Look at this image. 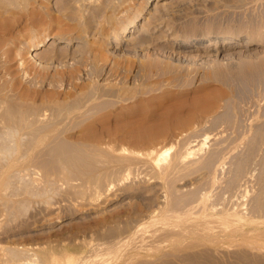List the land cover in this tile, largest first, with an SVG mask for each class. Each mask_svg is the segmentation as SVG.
Here are the masks:
<instances>
[{
  "label": "rangeland",
  "instance_id": "1",
  "mask_svg": "<svg viewBox=\"0 0 264 264\" xmlns=\"http://www.w3.org/2000/svg\"><path fill=\"white\" fill-rule=\"evenodd\" d=\"M107 1L0 0V53L6 48L20 55L1 53L0 96L17 85L28 91L23 100L9 98V117L18 113L20 119L24 110L20 120L30 128L33 111L42 108L47 117L33 130L52 123L61 129L40 147L37 161L27 158L39 167V178L53 173V194L19 195L29 196L10 204L28 200V207L10 217L0 205V244L26 247L28 261L40 257L44 264L251 263L241 258L250 247L229 243L221 233L226 216L237 214L249 222L229 224L259 227L253 235L264 242L258 235L264 230V0H152L119 43L118 33L144 0H120L124 6ZM41 32L49 34L48 42L23 61ZM182 40L222 48L204 55L195 46H179ZM214 96H220L217 105L205 111ZM90 127L96 138L81 133ZM33 130L26 148L34 143ZM170 146L167 159L159 160L160 150ZM215 235L225 248L220 252L211 241Z\"/></svg>",
  "mask_w": 264,
  "mask_h": 264
},
{
  "label": "bare ground",
  "instance_id": "2",
  "mask_svg": "<svg viewBox=\"0 0 264 264\" xmlns=\"http://www.w3.org/2000/svg\"><path fill=\"white\" fill-rule=\"evenodd\" d=\"M5 1V0H4ZM59 1H64V0H59ZM67 1V0H66ZM113 1V0H112ZM114 1H116V0H114ZM125 3L124 4H126V1L125 0H123ZM139 1V0H138ZM36 2V1H35ZM109 2H110V0H109ZM108 1H107V3H109ZM153 1L152 0H144V3L142 4L141 2V6H140V3L138 4L139 6H140V9L136 12V14L134 15V16H132L131 17V19H129L128 20V22L127 23H125L124 24V26L121 28V30H120V32L118 33V35H117V42L119 43V42H121L122 40H128V36L130 35V33L131 32H133L134 30H135V28L138 26V24H139V22H140V20H141V18L143 17V15L145 14V11L148 9V5L149 4H151ZM34 3V2H33ZM32 3V4H33ZM58 3V2H57ZM59 3H63V2H59ZM58 3V4H59ZM115 3H117V5H118V3L120 4V0L118 1V2H115ZM9 4V3H8ZM17 4V3H16ZM27 4H28V2H27ZM57 4V5H58ZM111 4V3H110ZM113 4V3H112ZM133 4V3H132ZM61 5H63V4H61ZM67 5V4H66ZM117 5H114V6H116V7H118ZM120 5H122V6H124L123 5V2L120 4ZM15 6V5H14ZM32 6V5H31ZM38 7H39V5H37ZM63 6H65V5H63ZM68 6V5H67ZM109 7H110V5H108ZM122 6H121V8H122ZM7 7V6H6ZM5 7V8H6ZM32 7H34V6H32ZM37 7V8H38ZM120 7V6H119ZM114 8V10L116 9L117 11H119L118 9H121V8ZM8 8V7H7ZM111 8V7H110ZM113 8V7H112ZM127 8H128V6H127ZM134 8H135V6H134ZM138 8V7H137ZM35 9V8H34ZM33 9V10H34ZM41 9V8H40ZM65 9V8H64ZM115 10V11H116ZM121 10H123L124 11V9H121ZM120 10V11H121ZM35 11V10H34ZM37 11H38V9H37ZM36 11V12H37ZM113 11V10H112ZM133 11V10H132ZM5 12V11H4ZM42 13V12H41ZM122 13H124V12H122ZM8 14V13H7ZM28 14V13H27ZM39 14V13H38ZM119 15V14H118ZM131 15V14H130ZM132 15H133V13H132ZM1 16V15H0ZM33 17H34V15H32ZM33 17H32V19H33ZM37 17V16H36ZM53 17V16H52ZM1 18V17H0ZM35 18V17H34ZM129 18V17H128ZM2 20H3V17H2ZM2 20L0 19V21L2 22ZM5 20H6V18H5ZM5 20H4V22H5ZM7 21V20H6ZM27 21V20H26ZM61 21V20H60ZM126 22V21H125ZM46 25V24H45ZM1 26H4V25H1ZM1 26H0V29H1ZM122 26V25H121ZM45 27V26H44ZM51 27V26H50ZM3 28V27H2ZM24 28V27H23ZM4 29H5V27H4ZM26 29V28H25ZM1 30H3V29H1ZM0 30V31H1ZM5 31V30H4ZM26 31V30H25ZM42 31V30H41ZM2 32V31H1ZM0 32V33H1ZM19 32H21V31H19ZM44 32V31H43ZM3 34L5 33V32H2ZM1 33V34H2ZM12 34V33H11ZM15 34V33H14ZM56 35V33H54V36ZM2 36V35H1ZM0 36V37H1ZM9 36V35H8ZM7 36V37H8ZM12 36V35H11ZM20 36V35H19ZM48 36H49V34H47L46 32L45 33H42L41 32V34L37 37V39H35V41L34 42H32L31 44V48L30 49H28V51H27V53H25L23 56V61H28L29 59L31 60L32 58H34L35 56V54H34V52H35V50H38V49H41L45 44H46V42H48V40H49V38H48ZM53 36V37H54ZM66 36V35H65ZM14 37V36H13ZM56 37V36H55ZM60 37V36H59ZM70 37V36H69ZM79 37V39L81 38V36H78ZM3 39L2 40H4L5 42H6V39H5V36L3 35V37H2ZM15 38V37H14ZM17 39V38H16ZM76 39H78V38H76ZM0 40H1V38H0ZM7 40H9V38L7 39ZM87 40V39H86ZM80 41V40H79ZM85 41V40H84ZM7 42H9V41H7ZM11 42V41H10ZM20 42V41H19ZM22 42V41H21ZM52 42H54V41H52ZM84 43V42H83ZM82 43V44H83ZM178 43V42H177ZM0 50L2 51V44H3V41H2V43L0 42ZM12 44V43H11ZM15 44V43H14ZM13 44V45H14ZM81 44V45H82ZM128 44V43H127ZM6 45H9V43H6ZM24 45V44H23ZM87 45V44H86ZM5 46V45H4ZM10 46V45H9ZM179 46H182V48H185V49H187V48H189L190 46L191 47H193L194 48V46H195V49H193V50H195V51H200V53H202V54H206V55H210L213 51H215V50H219L220 48H222V45H219L218 44V42H209V43H205L203 46H201L200 47V44L198 43V42H196V43H192V42H190V41H185V40H182L181 42H180V44H179ZM207 46V48H204V47H206ZM8 47V46H7ZM78 47V46H77ZM80 47V46H79ZM87 47V46H86ZM224 47V46H223ZM4 48V47H3ZM18 48V47H17ZM82 48V47H81ZM20 49V48H19ZM18 49V50H19ZM78 49V48H77ZM6 50V48L5 49H3V52L5 53V55L6 54H9V56L11 57V52L12 51H10L9 49V53H8V50L7 51H5ZM75 51V50H74ZM3 52H1V53H3ZM15 51H13L12 53H14ZM1 53H0V60H1V58H2V55H1ZM15 54H16V52H15ZM19 54V53H18ZM21 54V53H20ZM36 54L37 55H39V52H36ZM41 54V53H40ZM4 55V54H3ZM36 55V56H37ZM16 56V58L17 57H19L20 55H18L17 56V54L15 55ZM14 56V57H15ZM10 57H8V58H10ZM4 58V57H3ZM7 58V57H6ZM5 58V59H6ZM16 58H15V60H16ZM22 58V57H21ZM11 59V58H10ZM20 59V58H19ZM13 60V59H12ZM21 60V64H22V59H20ZM20 60L18 61V65H17V67H16V69H19L18 67H20ZM5 61V60H4ZM26 61V62H27ZM2 62V61H1ZM11 62V61H10ZM25 62V63H26ZM8 64V63H7ZM15 65V64H14ZM24 65V64H23ZM27 65V64H26ZM254 65H256V64H254ZM257 66V65H256ZM255 66V67H256ZM259 66V65H258ZM15 67H13V68H15ZM10 68V67H9ZM13 68H11L10 70L8 69V71H11ZM7 71V70H6ZM17 71V70H16ZM222 72V71H221ZM11 75V74H10ZM6 76V75H5ZM14 76V75H13ZM245 79H247V78H245ZM244 79V80H245ZM241 80V79H240ZM7 83V82H6ZM232 83V82H231ZM4 85V84H3ZM11 86V85H10ZM18 86V85H17ZM17 86H13L11 89H9V90H11V91H6V92H1V98H0V112L2 113V114H0L1 115V118H3V119H1L0 120V123L2 124H0V205L2 206V207H4V209L3 210H5L6 211V213L4 214L5 216H6V214H7V217L9 216V214H15V213H18L19 211H23L26 207H28V205H27V203L29 204V201L28 200H19L18 202H15L16 204L14 205V206H12L10 203H11V201L12 202H14V200L15 199H17V198H20L21 196H19V195H21V194H24V193H29V195H25V196H29V197H31V195H33V196H35V197H37V196H44V195H46L47 194V192H48V189H49V191H50V193L49 194H53V192L51 193V191H53V190H51V189H54L55 188V186L54 185H56L55 184V182L56 181H54L52 178H51V175L53 174H49L48 176L46 175H44L45 177L43 178L42 177V175H41V177L39 178L38 177V173H35V170H37L39 167H37V169L35 168H33L34 166H33V164L32 163H30L29 161H30V159H29V161L27 160V158H31L32 159V157H34V159L37 161V158H39V155H38V157L36 156L38 153H40V147L42 148V146L44 147L45 145H46V143H48V144H51L50 143V141H52V140H50V139H52V137L54 138V136H52V135H55V133L57 132V134L59 133V131L61 130L60 129V127L56 124H54V123H52V125H51V127L49 128V126L48 125H46V126H48V127H46V129L45 128H43V127H45V126H43L42 128H43V132H41L40 131V133H39V126H38V130H37V127L35 128V131L33 130L34 128V126H36V125H38V124H40V121L41 120H43L45 117H47L46 116V113H45V111L44 110H42V108H41V110L42 111H44V112H42L41 110L40 111H37V110H34L33 112H34V114H35V124H34V126H30V128H29V126L27 127V125H25L24 123H23V120H20V119H22V113H23V111H22V113L20 112L21 110L19 109V107H15L16 105H17V103L16 104H14V109H15V111H19V116L18 117H20V119H18L17 117H15L16 115H18V113H13L14 111L12 110V112L11 113H13V114H15L13 117L10 115V117H9V114H10V112L8 111V110H10V109H8V105H7V107H6V103H8V104H10L9 102H10V100L12 99V97L11 96H15V98L18 96V98H20V100H21V98H22V100H23V98H26L27 97V95H28V91H27V89L26 88H22V87H17ZM1 87H3V86H0V91L1 90H4V89H1ZM6 88H8V87H6ZM8 90V89H7ZM215 98H213V97H209V100L207 101V103L205 104V111L206 110H212L216 105H217V103H218V100L220 99V96H214ZM9 98H11L10 100H9ZM14 98V97H13ZM8 101V102H7ZM13 102V101H12ZM198 103H200V102H197V104ZM19 106V105H18ZM16 109H18V110H16ZM25 109V108H24ZM45 109V108H44ZM63 110H65L64 108L63 109H60V110H57V113H59V111L60 112H62ZM204 110V109H203ZM29 112H28V115H26L27 117L28 116H31L32 115V111H31V113H30V110H28ZM9 112V113H8ZM25 112V111H24ZM20 113H21V115H20ZM63 113H64V111H63ZM68 113V112H67ZM67 113H65V114H67ZM27 114V113H26ZM62 114V113H61ZM69 114V113H68ZM67 114V115H68ZM3 115V116H2ZM24 115H25V113H24ZM24 115H23V118H24V121L25 120H29V119H31L30 117L29 118H27V119H25L26 118V116L24 117ZM58 115V114H57ZM59 115H60V113H59ZM67 115H66V117H67ZM70 115V114H69ZM69 115H68V117H69ZM194 115V114H193ZM6 116H7V119H5L6 118ZM196 116V115H195ZM194 116V117H195ZM11 118V119H10ZM15 118H17L18 120H19V122L17 123L16 121H18V120H16ZM192 118V117H191ZM190 118V119H191ZM184 119V118H183ZM186 119V118H185ZM189 119V118H188ZM6 120V121H5ZM34 120V119H33ZM194 120V119H193ZM5 121V122H4ZM8 121V123H6ZM27 121H25V123L27 122ZM30 121H32V119L30 120ZM28 122V123H26V124H28V125H33V123H34V121L33 122ZM43 121H45V120H43ZM43 121H41V123L43 122ZM180 121V120H179ZM184 121V120H183ZM186 121H188L187 119H186ZM36 122H39L38 124L36 123ZM5 123V124H4ZM30 123V124H29ZM47 124L49 123V122H46ZM181 123V122H180ZM183 123V122H182ZM49 124H51V123H49ZM53 124L55 125V126H53ZM43 125H44V123H43ZM162 126H164V125H162ZM169 127H170V125H168ZM41 127V126H40ZM89 127V126H88ZM143 127H145V126H143ZM27 128H29V129H27ZM32 128V129H31ZM60 130H59V129ZM162 128V127H161ZM164 128H165V126H164ZM144 129V128H143ZM142 129V130H143ZM146 129V131H148L147 130V127L145 128ZM166 129V128H165ZM169 129V128H168ZM33 130V132H35V133H38L37 135L38 136H36V134L35 133H33V135H35L32 139H34V143H32V146L30 147H28V148H26L25 147V145L27 144V143H25L24 141H25V139L28 137L29 139H31L30 137V133H31V131ZM42 130V129H41ZM36 131H38V132H36ZM63 131V130H62ZM83 131H85L86 133H84ZM96 131H97V129H96ZM95 130H94V128L93 127H90V128H87V129H84V130H81V133L83 132L84 134H86V135H92L93 137L95 136V138L97 137V132H96ZM155 131V130H154ZM153 131V132H154ZM161 131H165V130H161ZM167 131V130H166ZM165 131V132H166ZM153 132H150L151 134H153ZM156 132V131H155ZM165 132H164V134H165ZM64 132H62V134H63ZM96 133V134H95ZM142 133V132H141ZM61 134V133H60ZM156 134V133H155ZM171 134V133H170ZM28 135V136H27ZM98 135H99V133H98ZM148 135H150V134H148ZM157 135V134H156ZM155 135V136H156ZM56 136V135H55ZM151 137L150 138H152V136L154 137V135H150ZM158 136V135H157ZM36 137V138H35ZM145 137V136H144ZM146 137H148V136H146ZM263 137H264V135H263ZM27 138V139H28ZM168 139V138H167ZM263 139V138H262ZM50 140V141H49ZM149 140V139H148ZM260 140H261V138H260ZM264 140V139H263ZM28 141V140H27ZM26 141V142H27ZM97 141V140H96ZM96 141H94V142H96ZM169 141V140H168ZM31 142H32V140H31ZM24 143H25V145H24ZM28 144H30V140H29V143ZM45 144V145H44ZM92 144V143H91ZM24 145V146H23ZM93 145V144H92ZM28 146V145H27ZM94 147H95V145H93ZM21 147L23 148V147H25L24 149L25 150H21ZM48 147V148H47ZM47 147H45L47 150L48 149H50L49 148V145L47 146ZM89 147V146H88ZM44 148V149H45ZM92 148V147H91ZM171 148H172V146H170V147H167V148H165V147H163L159 152H160V155H159V160H166L167 159V155L169 154V152H170V150H171ZM234 148H235V146H234ZM234 148H232V150L234 149ZM43 149V148H42ZM95 149V148H94ZM40 150V151H39ZM42 152V151H41ZM50 152V151H49ZM192 152H194L193 150H190L189 152H188V154H191ZM44 154V153H43ZM62 158V157H61ZM61 158H60V160H61ZM251 158V157H250ZM218 159V158H217ZM220 159V158H219ZM40 160V159H39ZM57 160H58V158H57ZM27 163H26V162ZM32 161V160H31ZM34 161V160H33ZM36 161H34V163L35 164H37L38 166H39V162H36ZM217 161V160H216ZM223 161V160H222ZM221 161V162H222ZM40 162H41V160H40ZM254 162V161H253ZM213 163V162H212ZM46 164H47V162H46ZM63 164V163H62ZM61 164V165H62ZM218 164V163H217ZM216 165V164H215ZM224 165V164H223ZM252 165V164H251ZM33 166V167H32ZM43 166H45V163H44V165L43 164H41L40 165V167H43ZM49 166V165H48ZM210 166V165H209ZM208 166V167H209ZM212 166V165H211ZM220 166V165H219ZM250 166V165H249ZM36 167V166H35ZM50 167V166H49ZM51 168V167H50ZM211 168V167H210ZM45 172H47V170H45V169H43ZM55 170V169H54ZM214 170V169H213ZM217 170V169H216ZM40 171V170H39ZM42 171V170H41ZM51 171V170H50ZM56 171V170H55ZM36 172H38V170L36 171ZM34 173L35 174H37V177L34 175ZM254 173V172H253ZM44 174V173H43ZM56 174H58L57 172H56ZM60 174V173H59ZM62 174V173H61ZM251 174H252V172H251ZM39 175H40V173H39ZM65 175V174H64ZM221 175V174H220ZM50 176V177H49ZM57 176V175H56ZM212 176V175H211ZM224 176V175H223ZM262 176V175H261ZM213 177V176H212ZM215 178V177H214ZM250 178V177H249ZM57 178H55V180H56ZM210 179H212V178H210ZM251 179V178H250ZM58 180H62L61 178L60 179H58ZM261 180V179H260ZM215 181V180H214ZM60 183V182H59ZM262 183V182H261ZM211 184H212V182H211ZM264 184V183H263ZM214 185V184H213ZM251 186V185H250ZM57 187V186H56ZM262 188V187H261ZM261 190H263V189H261ZM55 191V190H54ZM55 193V192H54ZM23 197H21V198H24L25 196L24 195H22ZM49 196V195H48ZM257 196H258V194H257ZM32 198V197H31ZM34 198V197H33ZM46 198V197H45ZM50 198V197H49ZM52 198V197H51ZM255 199V198H254ZM46 200H47V198H46ZM28 201V202H27ZM259 201V200H258ZM264 201V200H263ZM218 203H219V201H217ZM206 203V202H205ZM218 203H216V204H218ZM210 204H211V202H210ZM209 204V205H210ZM221 204V203H220ZM262 205H264V204H262ZM0 206V209L2 208ZM217 206V205H216ZM233 207V206H232ZM251 207V206H250ZM259 207V206H258ZM252 208V207H251ZM255 208V207H254ZM262 208V207H261ZM28 209V208H27ZM239 209V208H238ZM242 209V208H241ZM253 209V208H252ZM222 210V209H221ZM234 211H235V209H233ZM251 210V209H250ZM256 210V209H255ZM206 211V210H205ZM220 211V210H219ZM223 211V210H222ZM231 211H232V209H231ZM256 211H258V209L256 210ZM4 212V211H3ZM24 212V211H23ZM221 212V211H220ZM245 212V211H244ZM235 213V212H234ZM259 213V212H258ZM262 213H264V212H262ZM0 214H2V213H0ZM254 214V213H253ZM256 214V213H255ZM228 215V214H227ZM260 215V214H259ZM258 215V216H259ZM5 216H3L4 218H5ZM226 216V215H225ZM261 216V215H260ZM0 217H2V216H0ZM10 217V216H9ZM209 217V216H208ZM223 217V216H222ZM257 217V216H256ZM204 218V217H203ZM214 218V217H213ZM218 218H220V217H218ZM247 218V217H246ZM258 218V217H257ZM178 219V218H177ZM222 219V218H221ZM255 220H256V218H254ZM254 219H252V221H254ZM0 220H1V218H0ZM179 220V219H178ZM188 220H190V219H188ZM207 220H209V218H207ZM220 220V219H219ZM226 222H227V228H225V230H224V227L222 226V229L224 230L223 231V233H221L222 235H224L223 237H225L226 235H228L229 236V240L227 241V242H229V243H237L238 244V246H239V244L241 243V245L243 246V245H247V248L248 247H250V251H252V252H256V251H258L259 253H251L250 251H249V253L247 252V254L246 255H244V257H243V254H242V257L241 258H247L248 260L247 261H251V263L250 262H248V264L250 263V264H258V262H264V242H260V240L258 241L257 240V238H258V236H257V233H256V235H253V233H255L254 231L256 230V232H257V230H258V228L259 227H253L252 229H249V230H246V229H244V225H230L229 223H236V224H238V223H248L249 221H247V219H245L244 220V218L242 217V216H238L237 214H235V215H233V216H230V214L228 215V216H226ZM2 221V220H1ZM173 221V220H172ZM212 221V220H211ZM163 222V221H162ZM167 222V221H166ZM170 222V221H169ZM181 222V221H180ZM191 222H192V220H191ZM224 222V221H223ZM165 223V222H164ZM168 223V222H167ZM167 223H165V224H167ZM173 223H175V222H173ZM190 223V222H189ZM196 223V222H195ZM205 223H206V220H205ZM212 223H214L215 224V222H212ZM217 223H218V219H217ZM156 224V223H155ZM159 224V223H158ZM163 224V223H162ZM169 225L171 224V223H168ZM224 224V223H223ZM261 224V223H260ZM157 225V224H156ZM155 225V226H156ZM190 225V224H189ZM192 225V224H191ZM190 225V226H191ZM200 225V224H199ZM208 225V224H207ZM219 225H221V224H219ZM162 226H164V225H162ZM179 226H180V223H179ZM183 226H185V225H183ZM206 226V225H205ZM211 226V225H210ZM232 226V227H231ZM177 227V226H176ZM209 227V226H208ZM216 227V226H215ZM153 228V227H152ZM161 228V227H160ZM159 228V229H160ZM171 228V227H170ZM178 228V227H177ZM188 228V227H187ZM206 228V227H205ZM148 229V228H147ZM157 229V228H156ZM166 229H167V225H166ZM176 229V228H175ZM195 229V228H194ZM199 229V228H198ZM204 229V228H203ZM219 229V228H218ZM222 229H221V231H222ZM260 229V228H259ZM151 230V229H150ZM162 230V229H161ZM164 230H165V228H163V232H164ZM178 230H182L183 231V229H180V228H178ZM211 230H212V228H211ZM220 230V229H219ZM166 231V230H165ZM172 231V230H171ZM175 231V230H174ZM191 231V230H190ZM194 231V230H193ZM198 230H195V232H197ZM202 231V230H201ZM210 231V230H209ZM261 231V230H260ZM168 232H169V230H168ZM176 232H178V231H176ZM180 232V231H179ZM178 232V235L180 234ZM184 232H185V230H184ZM148 233V232H147ZM167 233V232H166ZM187 233V232H186ZM145 234V233H144ZM177 234V233H176ZM181 234H183L182 232H181ZM185 234V233H184ZM210 234V233H209ZM218 234V233H217ZM220 234V235H221ZM143 235V234H142ZM147 235V234H146ZM164 235H166V234H164ZM172 235H173V233H172ZM175 235V234H174ZM177 235V236H178ZM191 235H192V233H191ZM207 235H208V233H207ZM259 237H262V238H264V230L262 231V232H260L259 234ZM138 236V235H137ZM148 236V235H147ZM153 236V235H152ZM159 236H160V234H159ZM158 236V237H159ZM176 236V235H175ZM201 236H203V235H201ZM204 236H206V234L204 235ZM218 236V238L220 239V236L219 235H217ZM146 237V236H145ZM150 237V236H149ZM163 237V236H162ZM182 238L184 237V236H181ZM209 238H212V237H210V236H208ZM213 237H216V235L215 236H213ZM134 238V237H133ZM137 238V237H136ZM147 238V237H146ZM161 238V237H160ZM204 238V237H203ZM217 238V237H216ZM218 238H217V240H215L214 238L213 239H211V241L214 243V241L216 242L217 241V243L215 244L216 245V249L218 250H220L221 248H224V246H223V244H221V242H218V241H220V240H218ZM227 238V237H226ZM261 238V239H262ZM135 239V238H134ZM166 239V238H165ZM178 239V238H177ZM206 239V238H205ZM259 239V238H258ZM136 240V239H135ZM138 240V239H137ZM180 240V239H179ZM264 240V239H263ZM1 241V240H0ZM149 241V240H148ZM155 241H157V240H155ZM159 241H161V240H159ZM192 241V240H191ZM194 241H196V240H194ZM223 241V240H222ZM262 241V240H261ZM2 242V241H1ZM136 241H134V243H135ZM151 242V241H150ZM196 242H198V241H196ZM201 242V241H200ZM226 242V243H227ZM132 243H133V240H132ZM146 243V242H145ZM184 243V242H183ZM151 244V243H150ZM153 244V243H152ZM156 244V243H155ZM158 244H160V243H158ZM186 244V243H185ZM191 244V243H190ZM193 244H194V242H193ZM202 244H203V242H202ZM224 244H225V241H224ZM120 245V244H119ZM118 245V246H119ZM122 245V244H121ZM126 245V244H125ZM128 245V244H127ZM135 245H136V243H135ZM189 245V244H188ZM200 245V244H199ZM231 245V244H230ZM233 245V244H232ZM235 245V244H234ZM234 245L232 246V247H234ZM137 246V245H136ZM140 246V245H139ZM223 246V247H222ZM229 246V245H228ZM120 247V246H119ZM122 248H123V246H121ZM156 247V246H155ZM26 248V247H25ZM24 247L23 248H21V247H15V246H4V244L2 245V244H0V264H44V263H41L39 260H40V257H39V260L37 261V260H35V261H37V262H34V263H32V261H28V259H30L31 257H32V254L29 252L28 254H29V256H27L26 254H27V250L28 251H30L29 249H25ZM118 248V247H117ZM116 248V249H117ZM145 248H146V246H145ZM228 248V247H227ZM226 248V250H224V251H228L229 249H227ZM231 248V247H230ZM240 248V251H241V247H239ZM244 248V247H243ZM247 248H245V251H247ZM115 249V248H114ZM135 249V248H134ZM147 249V248H146ZM199 249V248H198ZM208 249V248H207ZM206 249V250H207ZM215 249V250H216ZM225 249V248H224ZM121 250V249H120ZM218 250V251H219ZM222 250V249H221ZM231 250H233L232 248H231ZM199 251V250H198ZM197 251V252H198ZM205 251V250H204ZM212 251V250H211ZM210 251V252H211ZM214 251V250H213ZM223 251V252H224ZM230 251V250H229ZM244 251V250H243ZM116 252H118V251H116ZM195 252V251H194ZM201 252V251H200ZM220 252V251H219ZM231 253H232V251H230ZM234 252L236 253V251L234 250ZM239 252V251H238ZM242 252V251H241ZM32 253H34V252H32ZM119 253V252H118ZM191 253H192V251H191ZM225 253V252H224ZM240 253V252H239ZM251 253V254H250ZM117 254V253H116ZM215 254V253H214ZM214 254H212V255H214ZM216 254H217V251H216ZM215 254V255H216ZM31 255V256H30ZM186 255V254H185ZM203 255V254H202ZM209 255H211V254H209ZM226 255V254H225ZM232 255V254H231ZM233 255H235V254H233ZM233 255H232V257H233ZM25 256H27V257H25ZM187 256H188V254H187ZM190 256H191V254H190ZM235 256H237V255H235ZM239 256H241V255H239ZM34 257V256H33ZM197 257V256H196ZM205 257H206V255H205ZM211 257V256H210ZM220 257H222V256H220ZM229 257V256H228ZM238 257V256H237ZM114 258H116V257H114ZM26 259H27V262H25L26 261ZM38 259V258H37ZM196 259V258H195ZM207 259V258H206ZM226 259V258H225ZM228 259V258H227ZM226 259V260H227ZM21 260H24L23 262H21ZM32 260H34L33 258H32ZM127 260H129V259H127ZM173 260V259H172ZM190 260V259H189ZM211 260L213 261V259L211 258ZM219 260V259H218ZM236 260V259H235ZM241 260V259H240ZM183 261V260H182ZM185 261V260H184ZM191 261V260H190ZM232 261V260H231ZM25 262V263H24ZM44 262V261H43ZM187 262V261H186ZM209 262V261H208ZM220 262V261H219ZM218 262V263H219ZM196 263V262H195ZM215 264V263H217V261L215 262H212V264ZM232 263V262H231ZM233 263H236V262H234L233 261ZM232 263V264H233ZM238 263V262H237ZM236 263V264H237ZM50 264H56V262L55 261H53V263H50ZM211 264V263H210ZM219 264H221V263H219ZM224 264V263H223ZM230 264V263H229ZM262 264V263H261Z\"/></svg>",
  "mask_w": 264,
  "mask_h": 264
}]
</instances>
